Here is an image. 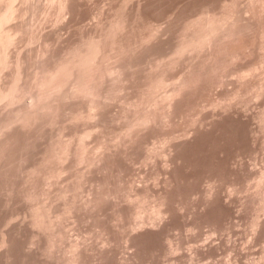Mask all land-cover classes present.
Listing matches in <instances>:
<instances>
[{
	"label": "rangeland",
	"instance_id": "1",
	"mask_svg": "<svg viewBox=\"0 0 264 264\" xmlns=\"http://www.w3.org/2000/svg\"><path fill=\"white\" fill-rule=\"evenodd\" d=\"M1 19L0 264H264V0Z\"/></svg>",
	"mask_w": 264,
	"mask_h": 264
},
{
	"label": "bare ground",
	"instance_id": "2",
	"mask_svg": "<svg viewBox=\"0 0 264 264\" xmlns=\"http://www.w3.org/2000/svg\"><path fill=\"white\" fill-rule=\"evenodd\" d=\"M227 7H228V6H227ZM10 10H11V9H10ZM11 13H12V12H11ZM228 13H229V12H228ZM225 14H226V13H225ZM230 14H231V13H230ZM7 15H9V14H7ZM10 16H11V15H9V18H10ZM4 17H5V16H4ZM211 17H214V16H211ZM211 17H210V18H211ZM216 17H217V16H216ZM9 18H8V19H9ZM218 18H219V17H218ZM8 19H7V20H8ZM227 19H228V18H227ZM232 19H233V18H232ZM3 20H4V19H3ZM7 20L5 19V21H7ZM211 20H213V19H211ZM221 20H222V19H221ZM0 21H2V19H1ZM209 21H210V20H209ZM213 21L215 22L216 19H214ZM213 21H211V22H213ZM224 21H225V20H224ZM220 22H221V21H220ZM220 22H219V23H220ZM216 23H218V22H216ZM225 23H226V22H225ZM225 23H224L223 25H225ZM204 25H205V24H204ZM212 25H213V23L211 24V26H212ZM215 25H216V24H215ZM221 25H222V23H221ZM221 25H220V26H221ZM218 26H219V24L217 25V28H218ZM212 27H213V29H214V26H212ZM212 27H210V28L212 29ZM202 28H203V27H202ZM220 28H221V27H220ZM215 29H216V27H215ZM215 29H214V30H215ZM204 31H205V30H204ZM197 32H198V31H197ZM210 32H211V31H210ZM212 32H214V31L212 30ZM6 33H7V32H6ZM199 33H200V32H199ZM4 34H5V33H4ZM9 34H10V33H9ZM196 34H197V33H196ZM200 34H201V33H200ZM211 34H212V33H211ZM0 35H1V33H0ZM201 35H203V34H201ZM209 35H210V34H209ZM209 35L206 34V36H209ZM213 35H214V34H213ZM197 36H198V35H197ZM199 36H200V35H199ZM210 36H211V35H210ZM1 37H2V36H1ZM3 37H4V36H3ZM3 37H2L1 39H3L4 41H6L5 39L8 38V37H7V34H6L5 38H3ZM6 37H7V38H6ZM195 37H196V35H195ZM203 37H205V36L203 35L201 39H203ZM9 38H10V37H9ZM9 38H8V40H9ZM199 38H200V37H199ZM206 38H207V37H206ZM209 38H210V37H209ZM10 39H11V38H10ZM204 39H205V38H204ZM207 39H208V38H207ZM188 40H189V39H188ZM194 40H195V39H194ZM194 40L191 39L190 42H187V44H188V43H189V44L186 45V49H187V48H188V49H189V48H192V46H190V45H194V44H196V42H197L198 39L195 40V41H196L195 43H194ZM208 40H209V39H208ZM208 40H207V41H208ZM4 41H3V42H4ZM6 42H7V41H6ZM8 42H9V41H8ZM0 44H1V43H0ZM198 44H199V43H198ZM2 45H4V44H2ZM7 45H8V44H7ZM7 45H6V46H7ZM182 46H183V45H182ZM182 46H181V48H178V49H181L182 52H183L184 50H183L182 48L185 49V47H182ZM189 46H190V47H189ZM194 46H195V45H194ZM2 47L4 48V46H2ZM2 47H1V48H2ZM179 47H180V46H179ZM178 49H176V51H177ZM186 49H185V50H186ZM181 50H178L177 53L179 54V52H181ZM1 51H2V50H1ZM1 53H2V52H1ZM1 53H0V54H1ZM177 53H176V55H177ZM5 54H6V53H5ZM1 55L4 56L3 53H2ZM1 55H0V56H1ZM1 58L3 59V57H1ZM1 66H2V65H1ZM87 134H88V133H87ZM87 134H86V135H87ZM90 136H91V135H90ZM83 137H84V136H83ZM87 138H88V137H87ZM85 139H86V137H85Z\"/></svg>",
	"mask_w": 264,
	"mask_h": 264
}]
</instances>
